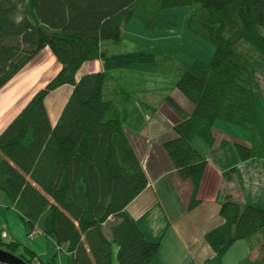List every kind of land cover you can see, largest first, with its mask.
<instances>
[{"label": "trees", "instance_id": "16d2710c", "mask_svg": "<svg viewBox=\"0 0 264 264\" xmlns=\"http://www.w3.org/2000/svg\"><path fill=\"white\" fill-rule=\"evenodd\" d=\"M180 6L188 8L187 30L215 45L210 62L195 59L175 81L193 112L165 97L182 120L172 127L175 137L161 147L179 178L192 182L190 209L199 204L207 164L192 144L198 137L214 146L217 119L252 132L250 146L236 144L240 158L263 157L249 67L264 55V0H0V91L46 47L61 64L0 132V191L14 204L28 235L34 230L48 235L59 251L65 247L72 254L73 264H115L116 259L159 264V244L146 240L126 212L148 185L124 128L129 96L106 87L114 71L156 69L157 56L145 48L107 54L103 45L121 41L132 17L147 30L177 28L175 17L158 18V12ZM98 59V72L77 78L81 65ZM67 84L71 94L54 127L44 101ZM234 170L224 172L226 182ZM219 212L222 225L205 233L215 256L223 257L236 240L245 239L250 252L258 253L256 263L264 264V210L225 193ZM0 249L38 264L17 241L0 240Z\"/></svg>", "mask_w": 264, "mask_h": 264}, {"label": "crops", "instance_id": "0c3cea01", "mask_svg": "<svg viewBox=\"0 0 264 264\" xmlns=\"http://www.w3.org/2000/svg\"><path fill=\"white\" fill-rule=\"evenodd\" d=\"M112 45L113 43L104 44L103 49L107 50V54H119ZM48 51L49 49L46 47L35 56L36 59L39 57L37 60L42 65L45 62L43 60H46L45 56H48L49 52L52 55L51 51ZM51 57L55 63L53 67L57 72L61 64L54 59L53 55ZM101 68V59L87 62L81 65L77 78L90 71L98 72ZM129 76L125 74V70L114 71L110 78L112 83L107 88V90L112 89L116 94L126 92L129 96L125 105L128 115L124 120V124L132 118L128 127H133V133L129 132L127 127L124 128L128 132V138L133 145V149L139 156L138 158L143 166L142 169L147 174L148 185L146 189L138 193L136 198L126 205V212L132 216L137 226H140L146 240L159 244L160 250L157 255L159 264H223V261L219 260H223L228 251L230 252L239 240H236L232 247L228 248L224 256L220 258L215 256L211 246L207 244L205 233L222 225L223 218H221L219 210L225 193H229L231 198L240 204L248 203L253 206V204L258 203V205H264V158H261V161H257L256 158L246 161L240 157H234L233 154L227 157L224 152L218 155L217 153L222 145L229 146L240 143L244 146H250L251 142L245 137L240 138L233 135L228 131L229 128L222 127L214 122L212 132L216 139L214 146L207 147L200 138H194L192 144L196 150L198 149L202 153L205 160H207V164L197 191L199 204L189 209L192 182L179 178V174L173 168L172 161L168 158L167 153L163 151L161 145L168 139L175 137L176 132L172 127L182 120L178 112L170 108L165 97L168 95L175 99L187 114L193 112L194 107L190 100L181 95L178 90L175 88L170 90L171 88H167L164 84L160 88L158 87L157 93L152 87L153 93H156L155 101L150 100L144 103V99L140 100L136 97L137 93L134 90L136 87L127 84L126 80H120V77L126 79L130 78ZM139 77L143 81H148L145 75ZM133 78L136 79L137 77L133 76ZM8 84L10 82L6 86ZM71 89L72 85L70 84L58 87L53 91V93H58V105L56 104L51 112L46 105L47 113L50 116L49 121L54 127L60 117L61 104H63L61 102L69 97ZM131 97H135L137 104H141H138L132 112H129L127 105H129ZM26 102L24 103L25 106ZM23 108L8 107L0 114V132L6 129V125L13 121L16 114ZM212 153L216 154V157H213ZM230 168L235 170L231 173V182H226L223 174L230 171ZM1 229L7 233V238L1 239L2 241L8 239L9 242H21L25 233H27V237L32 241L26 248L35 254L34 260L38 264H73V261H71L72 254L65 251V247H62L59 251L56 248V241H53L48 235L38 232L33 237L28 235L29 232L25 222L20 219V214L15 210L14 204L5 198L2 191H0ZM105 234L108 235V231ZM257 254L256 250L250 252V256H254L253 258H256ZM235 258L236 256L230 260L231 264L234 263Z\"/></svg>", "mask_w": 264, "mask_h": 264}, {"label": "rangeland", "instance_id": "374dc122", "mask_svg": "<svg viewBox=\"0 0 264 264\" xmlns=\"http://www.w3.org/2000/svg\"><path fill=\"white\" fill-rule=\"evenodd\" d=\"M158 14V18L170 19L171 17H175L178 24L177 28L171 29L170 31L165 29L160 31L147 30L146 26L141 20H139V18L137 19L132 17L124 25V29L122 31L123 38L121 41L113 44L114 46L112 45L116 52L119 53H126L133 51L134 49L140 50V48H145L157 56L155 65L156 69L141 73L134 70L125 71V74L130 75L129 77L132 79V82L130 78L125 79L124 77H120V80H126L127 84H132L133 87H136V89H134L137 93L136 97L140 100L144 99V103L150 100L155 101V95L157 93L156 90L159 89L160 86H163V84L166 85L167 88H171L170 90L175 88L179 91V88L176 87L174 83L180 78L181 72L186 67L185 65L189 66L195 59H198L201 62H210L211 58L214 56V44L208 43V41L201 39L194 33L191 34L187 30V17L189 16L187 7L180 6L169 9L163 8L159 10ZM51 56L50 52L48 56H45L46 60H43V62L45 61L43 65L37 60L39 57L37 59L35 57V59H33L30 63L28 62V64L21 70L20 73H18L12 82L8 84V86L0 91V114L8 107L13 108V106H17L18 108H23L25 106L24 103L29 98H32L39 88H44L47 82L56 76L57 72H55L53 67L55 66V63L53 62L54 60ZM249 72L252 75V90L255 95L254 100L257 108L256 113L259 117L258 122L261 128L260 133L264 146V55L256 57L254 63L249 67ZM141 75H145L148 81H143V79L139 77ZM133 76H136L137 78L135 79ZM110 83H112V81H109V84L106 85L107 88H109ZM152 87L155 89L154 91H156V93H153L154 91ZM52 93L46 99V102L44 101L50 112L57 104L58 93ZM135 99V97L130 98V103L127 105L129 112H132L138 104H141H137V100ZM66 100L61 102L63 103L61 104L62 108L66 104ZM188 100L190 99L188 98ZM131 120L132 118L124 124V127H127V130L133 133V127H128ZM215 123L221 125L222 127L229 128L228 131L237 137H245L250 140V142L253 140L252 132L244 129L242 126H236L233 125V123L224 122L222 119H217ZM222 152L227 154V157H230L231 154H233L234 157H240L239 148L234 144L229 146L222 145L217 154L219 155ZM212 155L213 157H216V154L212 153ZM261 158H264V153ZM261 158L256 159H258L257 161H261ZM253 205H257L259 209L264 210V205H258V203ZM106 231L108 230L106 229ZM7 240L4 239L3 241L9 243ZM30 241L32 240L28 238L27 233H25L22 241L18 242L28 247L31 243ZM249 246L250 243L245 239L237 241L235 247L232 248L230 252L228 251L224 259L218 260L223 261V264H231L230 260L236 256V260L232 264H236L239 261H242L241 264H257L255 258H253L254 256H250ZM113 249H115V255L118 249L115 245H113ZM115 264H118L117 259L115 260Z\"/></svg>", "mask_w": 264, "mask_h": 264}, {"label": "water", "instance_id": "95a60500", "mask_svg": "<svg viewBox=\"0 0 264 264\" xmlns=\"http://www.w3.org/2000/svg\"><path fill=\"white\" fill-rule=\"evenodd\" d=\"M0 263L2 264H28L25 259L17 254H11L4 249H0Z\"/></svg>", "mask_w": 264, "mask_h": 264}, {"label": "built area", "instance_id": "2783aa9c", "mask_svg": "<svg viewBox=\"0 0 264 264\" xmlns=\"http://www.w3.org/2000/svg\"><path fill=\"white\" fill-rule=\"evenodd\" d=\"M33 233L30 235V237H33V235H35L37 232L34 230L32 231ZM7 238V233L5 232V230L1 229L0 230V240L3 239V238ZM57 249H59L58 246H56Z\"/></svg>", "mask_w": 264, "mask_h": 264}]
</instances>
